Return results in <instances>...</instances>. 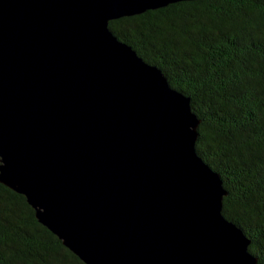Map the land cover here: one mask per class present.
<instances>
[{
  "label": "water",
  "instance_id": "obj_1",
  "mask_svg": "<svg viewBox=\"0 0 264 264\" xmlns=\"http://www.w3.org/2000/svg\"><path fill=\"white\" fill-rule=\"evenodd\" d=\"M192 0H0V182L85 264H257L200 120L108 27Z\"/></svg>",
  "mask_w": 264,
  "mask_h": 264
},
{
  "label": "trees",
  "instance_id": "obj_2",
  "mask_svg": "<svg viewBox=\"0 0 264 264\" xmlns=\"http://www.w3.org/2000/svg\"><path fill=\"white\" fill-rule=\"evenodd\" d=\"M197 115V154L219 173L223 215L264 264V0H192L108 23ZM0 264H85L26 197L0 182Z\"/></svg>",
  "mask_w": 264,
  "mask_h": 264
},
{
  "label": "bare ground",
  "instance_id": "obj_3",
  "mask_svg": "<svg viewBox=\"0 0 264 264\" xmlns=\"http://www.w3.org/2000/svg\"><path fill=\"white\" fill-rule=\"evenodd\" d=\"M250 251V250H249Z\"/></svg>",
  "mask_w": 264,
  "mask_h": 264
}]
</instances>
